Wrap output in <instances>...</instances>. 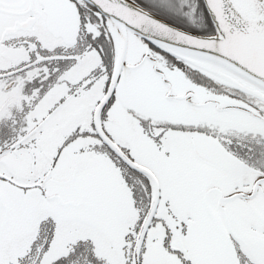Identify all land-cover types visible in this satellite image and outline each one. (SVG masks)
<instances>
[{"label":"snow or ice","instance_id":"snow-or-ice-1","mask_svg":"<svg viewBox=\"0 0 264 264\" xmlns=\"http://www.w3.org/2000/svg\"><path fill=\"white\" fill-rule=\"evenodd\" d=\"M0 264H264V0H0Z\"/></svg>","mask_w":264,"mask_h":264}]
</instances>
